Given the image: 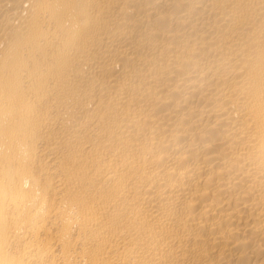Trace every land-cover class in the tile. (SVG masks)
<instances>
[{
	"label": "bare ground",
	"instance_id": "1",
	"mask_svg": "<svg viewBox=\"0 0 264 264\" xmlns=\"http://www.w3.org/2000/svg\"><path fill=\"white\" fill-rule=\"evenodd\" d=\"M0 264H264V0H0Z\"/></svg>",
	"mask_w": 264,
	"mask_h": 264
}]
</instances>
